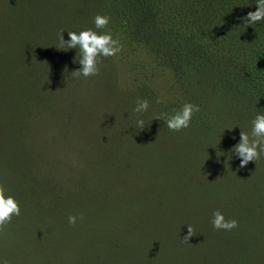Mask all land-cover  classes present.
<instances>
[{"label":"trees","instance_id":"trees-1","mask_svg":"<svg viewBox=\"0 0 264 264\" xmlns=\"http://www.w3.org/2000/svg\"><path fill=\"white\" fill-rule=\"evenodd\" d=\"M249 10L254 0H0V183L21 211L0 228V260L264 264V156L239 168L226 147L228 161L214 146L188 149L193 134L214 139L264 112V24H242ZM97 13L110 16L121 51L97 75L74 76L75 49L58 50V34L94 27ZM139 53L168 70V99L134 74L146 69L139 61L122 64L135 84L115 82L118 58ZM101 89L111 113L148 99L149 137L118 123L106 132ZM189 101L200 111L186 129L153 118ZM213 210L237 227L214 229ZM186 225L194 235L183 242Z\"/></svg>","mask_w":264,"mask_h":264},{"label":"clouds","instance_id":"clouds-1","mask_svg":"<svg viewBox=\"0 0 264 264\" xmlns=\"http://www.w3.org/2000/svg\"><path fill=\"white\" fill-rule=\"evenodd\" d=\"M255 10H249L241 17L245 25L264 24V0H254ZM110 22V16L97 13L93 17L94 27H85L80 30H61L58 34V42L55 47L58 50L75 49L73 61L80 65L79 68L72 71L74 76L89 77L95 76L99 72V64L102 57H112L121 51L120 42L114 38L112 31L106 29ZM101 30V31H98ZM67 31L68 39L65 40L62 32ZM159 98H157V103ZM149 108L148 99L137 98L133 112L137 113L135 120L136 130L145 127L143 113ZM200 111V106L193 102H185L178 110H174L171 114L158 113L153 118L163 119L166 127L172 131H180L189 127L193 118V114ZM234 126H238L239 140L232 146L231 153L239 158V168L244 167L249 161H257L264 156V112L257 111L251 118L250 129L242 131L240 126L229 125L221 130V134L225 129L231 130ZM223 153L219 156V158ZM232 156H229V160ZM21 214L19 201L8 190L7 186L0 183V228L7 225L13 216ZM78 215H69L67 221L70 225L77 222ZM237 220L234 218L226 219L224 214L219 210H213L211 216V224L214 229H223L225 231L237 227ZM187 226V232L181 238L183 242H188L189 238L194 235L191 225ZM0 264L6 262L0 260Z\"/></svg>","mask_w":264,"mask_h":264},{"label":"rangeland","instance_id":"rangeland-1","mask_svg":"<svg viewBox=\"0 0 264 264\" xmlns=\"http://www.w3.org/2000/svg\"><path fill=\"white\" fill-rule=\"evenodd\" d=\"M144 54V53H143ZM142 53H139L138 55L135 54L134 56H126L124 59H120L118 58L117 62V66H116V73H115V82L117 81L119 86L121 87H131L133 84H135L134 81H132V79L134 78V76H132V74L130 73V71L124 67L122 64L123 63H129L131 64L132 61H139L141 63H145L146 65V69L144 70L141 66L140 63H137L138 66L136 67V71L134 72V74L141 78L139 80H141L146 86L147 88H149L151 91H153L154 93H156L158 95L159 98L162 99V101L166 100L169 98V95L167 94V90L170 84H172V79L171 76L168 72L167 69L165 68H157L154 67L148 60V58L146 56H144ZM140 58V59H137ZM122 61V62H121ZM144 74V77H142ZM98 92V96L100 97V99H98L96 97L95 101H97L98 103H100V108L104 110H102V114L103 116L105 114H108V118L110 125L106 126L105 131L108 132L109 129L111 127H113L114 123H118L119 125H122L123 127H130L131 125H134L135 127V120L137 118V113H134L133 107L135 106H116V110H112L113 112L111 113L110 108L108 106V104H106V102L101 101V97H105L107 91L106 90H99ZM90 96H92V92H90ZM74 102H81V100L74 95ZM76 105H78V107H80V103H77ZM75 106V105H74ZM84 107V105L82 104V108ZM66 109H68L67 107H64ZM143 119L145 120V127L142 129V131H145V133L148 134L149 137L150 135V130H151V126H153L152 124V120L150 119V117L146 114L143 113ZM242 131H248L250 129V126H248L246 123L241 122V123H237ZM234 124V125H237ZM112 125V126H111ZM115 125V124H114ZM148 125V126H146ZM239 127L238 126H234L233 129L231 130H227L225 133L217 135L214 139H206L204 141L201 140L202 137H204L202 135V133H198V134H193L190 139L196 141V142H192L190 146H188V149L190 150L191 148H193L195 145L198 146L200 144H205L208 146V149L211 146L216 147L219 150V153L221 154V152L223 153L222 159L225 156V151H222L224 149V147L231 149L232 146L239 140ZM158 139V137L156 136V140ZM204 139V138H202ZM177 146H181L180 143L176 142ZM228 157L225 156V161H228L227 159ZM239 159V158H237ZM106 166V164H105ZM108 169V167H104V165H102L100 167V175H97L96 179L97 183L99 182L100 184V190H104L103 188H107L108 184H111L110 181L108 180V173H106V170ZM99 186V185H98ZM103 187V188H102Z\"/></svg>","mask_w":264,"mask_h":264}]
</instances>
